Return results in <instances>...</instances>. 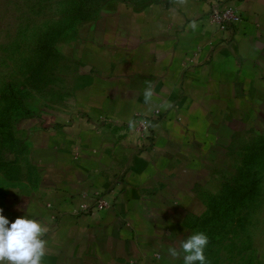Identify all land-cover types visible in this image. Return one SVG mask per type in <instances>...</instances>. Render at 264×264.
Returning <instances> with one entry per match:
<instances>
[{
	"label": "crops",
	"instance_id": "1",
	"mask_svg": "<svg viewBox=\"0 0 264 264\" xmlns=\"http://www.w3.org/2000/svg\"><path fill=\"white\" fill-rule=\"evenodd\" d=\"M218 2L242 22L218 31ZM113 6L81 29L74 107L22 127L35 173L3 214L49 228L42 264H184L168 248L203 225L216 164L264 128V0ZM137 116L152 122L145 138ZM97 193L111 209L76 215Z\"/></svg>",
	"mask_w": 264,
	"mask_h": 264
},
{
	"label": "rangeland",
	"instance_id": "2",
	"mask_svg": "<svg viewBox=\"0 0 264 264\" xmlns=\"http://www.w3.org/2000/svg\"><path fill=\"white\" fill-rule=\"evenodd\" d=\"M157 1L0 0V124L5 125L0 126V208L12 189L22 188L35 173L22 127L30 119L61 115L74 107L81 83V67L74 58L81 29L107 7ZM258 133L236 139L215 166V195L203 217L209 224L197 228L209 238L207 264H264V128ZM248 159L246 165L258 180L256 195L225 213L220 196Z\"/></svg>",
	"mask_w": 264,
	"mask_h": 264
},
{
	"label": "clouds",
	"instance_id": "3",
	"mask_svg": "<svg viewBox=\"0 0 264 264\" xmlns=\"http://www.w3.org/2000/svg\"><path fill=\"white\" fill-rule=\"evenodd\" d=\"M193 28L195 24L191 25ZM154 95V83L146 82L144 97L146 102L151 101ZM168 107V105H165ZM0 208V264H42L47 255V241L43 237L49 228L37 219L28 216L9 221ZM209 238L203 232L191 235L181 242V250L175 247L168 248L173 258H179L184 253V264H207L205 248Z\"/></svg>",
	"mask_w": 264,
	"mask_h": 264
},
{
	"label": "built area",
	"instance_id": "4",
	"mask_svg": "<svg viewBox=\"0 0 264 264\" xmlns=\"http://www.w3.org/2000/svg\"><path fill=\"white\" fill-rule=\"evenodd\" d=\"M207 19L218 31L224 32L232 27L238 26L242 22V16L239 12L229 6H223L221 3H215L207 14ZM136 133L145 138L147 133L152 129V122L149 119L137 116L134 121ZM112 204L109 200L102 197L99 193L95 194L93 203H83L75 211L76 215H92L96 212L111 209Z\"/></svg>",
	"mask_w": 264,
	"mask_h": 264
},
{
	"label": "trees",
	"instance_id": "5",
	"mask_svg": "<svg viewBox=\"0 0 264 264\" xmlns=\"http://www.w3.org/2000/svg\"><path fill=\"white\" fill-rule=\"evenodd\" d=\"M0 126L5 128V125L3 124H0ZM259 148H262V146ZM246 163H251V159H248L244 165H246ZM252 172L253 170H251V168L246 165V168L241 171L239 177L233 179L232 181L229 180L225 185L223 193L220 196L221 198L219 199V201L222 200L221 205L224 206L223 211L225 213L237 209L256 195L258 180L255 178V175ZM212 210L214 211V208H212ZM208 224V220H203V225Z\"/></svg>",
	"mask_w": 264,
	"mask_h": 264
}]
</instances>
